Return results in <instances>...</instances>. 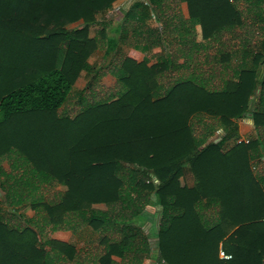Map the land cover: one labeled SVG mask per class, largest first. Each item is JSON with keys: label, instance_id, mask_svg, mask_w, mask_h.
<instances>
[{"label": "trees", "instance_id": "trees-1", "mask_svg": "<svg viewBox=\"0 0 264 264\" xmlns=\"http://www.w3.org/2000/svg\"><path fill=\"white\" fill-rule=\"evenodd\" d=\"M116 1L0 0V264H264V0Z\"/></svg>", "mask_w": 264, "mask_h": 264}, {"label": "rangeland", "instance_id": "rangeland-1", "mask_svg": "<svg viewBox=\"0 0 264 264\" xmlns=\"http://www.w3.org/2000/svg\"><path fill=\"white\" fill-rule=\"evenodd\" d=\"M136 0H117L114 4H113V9L105 16L106 17V21L108 20L109 22V28H115L117 26L118 23H121V12L120 9L122 10L123 8H126L128 5H130L131 3L135 2ZM104 19V17L102 16H98L97 20L98 21H102ZM82 26V22H76L72 25H70L68 28L69 29H77L80 28ZM94 34L93 29H91L90 32V36L92 37ZM160 53V49H155L150 53H143L140 57V61L145 60L147 62L148 65H152L154 63H156V55ZM88 62L95 66V67H99L102 68L101 70L104 71V67H105V62H104V49L99 48L98 50H96L91 57L88 59ZM87 76L85 75L84 72H82L80 74V76L77 78L74 88L76 90H81L85 87L86 83H87ZM115 79L113 77L107 76L105 78H103L100 82H98L97 84V93L94 96H89L87 99L89 102H93V100L96 99H105V94H106V90L110 89L111 92L117 90V87L115 86ZM71 102V101H70ZM67 103L66 106L63 107V109H61V114L64 115H68L69 117H74L78 112L79 109L81 108V106H77L75 105L72 101V103ZM205 118V117H204ZM206 120L208 121L207 118L204 119V122H206ZM200 129V127H199ZM252 134V133H251ZM251 134L249 136H251ZM248 136V138H249ZM220 138V133L219 131H216L214 136L211 138V140L214 139V141H218ZM190 177V178H189ZM188 180H187V176L184 178L183 182L188 184L189 181H192L191 176L189 175ZM191 179V180H190ZM60 190H63V188L59 187ZM1 198V197H0ZM96 208L99 209H105L104 206L102 205H98L96 206ZM156 208L154 207H147L146 209V215L147 217L143 218V219H138L140 220L139 223L143 226V229L145 230V232H151L149 227L150 224L151 226L154 225V223L156 224ZM151 219V220H150ZM58 238H56L55 240H59L62 241L63 243H70L73 246H75V248L77 250L80 251H84L87 255V253H89L88 255H94L95 252V248L98 247V239H99V234L95 233L91 228H86L84 230H81L78 234L74 235V236H70L68 234H61V235H57ZM155 240L151 239V248L153 249L155 247ZM117 260V259H116ZM144 264H154V262L151 259H147L144 261Z\"/></svg>", "mask_w": 264, "mask_h": 264}, {"label": "crops", "instance_id": "crops-1", "mask_svg": "<svg viewBox=\"0 0 264 264\" xmlns=\"http://www.w3.org/2000/svg\"><path fill=\"white\" fill-rule=\"evenodd\" d=\"M181 10H182V13H183V16H184V18H186V19H188V17H189V15H188V8H187V5H186V3H182L181 4ZM236 31H239V29H237ZM197 38L198 39H201V36H200V28L198 27L197 28ZM141 57V56H140ZM140 57L138 58V61H140ZM241 138H246L245 136H240ZM188 175H187V180H188ZM190 178V177H189ZM191 180V179H190ZM191 182L192 181H189L188 182V185H191ZM4 213H6V210H4V209H1V214H4ZM56 238H58V236L56 235L55 237H54V239H56Z\"/></svg>", "mask_w": 264, "mask_h": 264}, {"label": "built area", "instance_id": "built-area-1", "mask_svg": "<svg viewBox=\"0 0 264 264\" xmlns=\"http://www.w3.org/2000/svg\"><path fill=\"white\" fill-rule=\"evenodd\" d=\"M248 142H249V139L248 138H244V137L243 138L239 137L237 139V141H236L237 144H239V143L248 144ZM220 258L228 260L230 257L227 256V255H224L222 252H220Z\"/></svg>", "mask_w": 264, "mask_h": 264}]
</instances>
